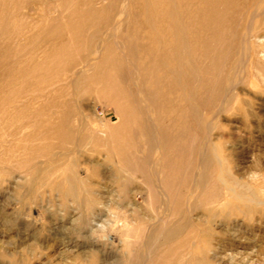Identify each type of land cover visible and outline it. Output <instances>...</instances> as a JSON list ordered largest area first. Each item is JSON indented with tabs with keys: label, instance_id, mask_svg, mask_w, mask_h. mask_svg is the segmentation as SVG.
<instances>
[{
	"label": "bare ground",
	"instance_id": "bare-ground-1",
	"mask_svg": "<svg viewBox=\"0 0 264 264\" xmlns=\"http://www.w3.org/2000/svg\"><path fill=\"white\" fill-rule=\"evenodd\" d=\"M116 1L97 8V0H74L85 10L68 7V0L47 1L40 19L28 21L16 0H0V177L23 170L27 187L18 192L20 199L33 201L47 187L91 209L100 201L89 178L77 175L70 157L61 178L55 177L49 159L105 147L117 163L115 179L125 175L118 179L121 201L132 184L143 182L160 221L153 227L139 214L125 217L123 226L133 236L127 244L134 250L126 263L153 264L148 252L159 238L171 243L166 252H178L176 264H222L208 255L225 239L212 224L233 211L253 220L255 208L240 201L221 204L209 171L191 181L190 136L195 126H208L195 103L194 60L208 57L212 70L226 63V87L239 81L254 54L251 39L264 36V0H124L120 7ZM121 25L119 34L109 33ZM226 90L222 106L232 101ZM89 92L112 104L114 122L100 125L85 117L78 103ZM142 109L163 118L156 125L138 114ZM39 158L47 168H38ZM194 198L205 210L203 223L186 218ZM149 231L158 236L151 239Z\"/></svg>",
	"mask_w": 264,
	"mask_h": 264
},
{
	"label": "rangeland",
	"instance_id": "rangeland-1",
	"mask_svg": "<svg viewBox=\"0 0 264 264\" xmlns=\"http://www.w3.org/2000/svg\"><path fill=\"white\" fill-rule=\"evenodd\" d=\"M41 1L16 0L15 3L19 13L29 17L28 21H38L45 3L52 2ZM118 1L117 6H122L124 0ZM108 2L97 0L94 7L105 6ZM129 5L134 7L137 3L129 1ZM67 6L85 10V6L75 4L74 0H68ZM123 29L121 25L109 33L119 34ZM251 42L255 44L251 62L231 87L225 86L226 63L212 70L208 57L198 56L194 60L195 103L208 126L204 130L195 126L190 136L194 161L191 181L199 180L209 171L217 179V192L223 198L221 204L240 201L255 208L253 220L243 219L242 215L228 209L229 217L219 216L212 224L213 230L221 232L225 239L217 248H210L214 250L209 249L208 255L220 258L218 261L222 264H264V47L259 45L264 42V36L253 37ZM72 60L77 62L78 58ZM209 88L213 89L212 93L207 92ZM226 89L232 101L222 106L220 102ZM144 96L147 100V95ZM86 97L78 103L85 117L100 125L114 122L112 104L104 96L89 92ZM151 108L153 112L154 106ZM138 114L145 120L152 117L148 120L156 125L163 118V114L157 112L147 115L143 109ZM157 155L161 157L160 153ZM68 157L76 163L77 175L89 178L87 185H91L93 196L100 202L88 209L84 202L63 199L47 187L38 189L33 201H26L17 195L27 187L23 170L6 180L0 177V264H127V257L133 255L134 250L127 244V241L132 242L133 236L127 234L123 226L125 217L139 214L147 224L160 225L156 213L148 206L147 186L143 182L132 184L129 196L121 201L118 179L124 174L115 179L117 163L115 158L108 159L105 147L94 151L86 149L73 156H51L49 161L53 165L52 172L56 171L55 177L61 178L60 171L66 169ZM44 160L37 159L38 168H47ZM206 178H201L202 182ZM204 182L207 188L208 180ZM186 215L194 223L207 221L205 210L195 198ZM253 225L257 226L253 228ZM149 233L151 239L158 236L155 231ZM196 241L191 240L193 245ZM170 244L159 238L156 240L148 252L153 264H176L178 252H166ZM189 250L192 251V247ZM158 254H163L164 260L156 262Z\"/></svg>",
	"mask_w": 264,
	"mask_h": 264
}]
</instances>
